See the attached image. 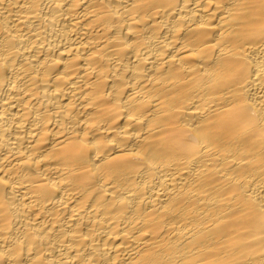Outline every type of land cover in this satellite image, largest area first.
Listing matches in <instances>:
<instances>
[{"label": "bare ground", "instance_id": "6f19581e", "mask_svg": "<svg viewBox=\"0 0 264 264\" xmlns=\"http://www.w3.org/2000/svg\"><path fill=\"white\" fill-rule=\"evenodd\" d=\"M0 264H264V0H0Z\"/></svg>", "mask_w": 264, "mask_h": 264}]
</instances>
